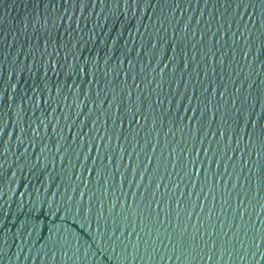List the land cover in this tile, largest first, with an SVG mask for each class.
<instances>
[{
  "label": "water",
  "instance_id": "1",
  "mask_svg": "<svg viewBox=\"0 0 264 264\" xmlns=\"http://www.w3.org/2000/svg\"><path fill=\"white\" fill-rule=\"evenodd\" d=\"M0 264H264V0H0Z\"/></svg>",
  "mask_w": 264,
  "mask_h": 264
},
{
  "label": "snow or ice",
  "instance_id": "2",
  "mask_svg": "<svg viewBox=\"0 0 264 264\" xmlns=\"http://www.w3.org/2000/svg\"><path fill=\"white\" fill-rule=\"evenodd\" d=\"M81 71H83V72H84V71H85V69L82 67V68H81ZM88 71H89V69H88Z\"/></svg>",
  "mask_w": 264,
  "mask_h": 264
}]
</instances>
